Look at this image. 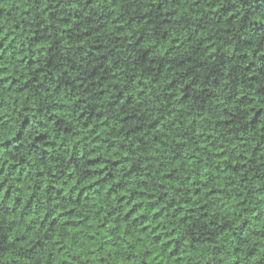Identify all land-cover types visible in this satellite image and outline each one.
<instances>
[{
	"label": "trees",
	"instance_id": "trees-1",
	"mask_svg": "<svg viewBox=\"0 0 264 264\" xmlns=\"http://www.w3.org/2000/svg\"><path fill=\"white\" fill-rule=\"evenodd\" d=\"M0 264H264V0H0Z\"/></svg>",
	"mask_w": 264,
	"mask_h": 264
}]
</instances>
